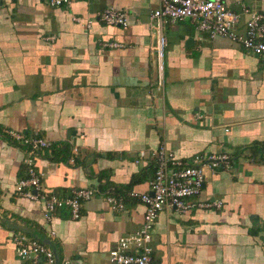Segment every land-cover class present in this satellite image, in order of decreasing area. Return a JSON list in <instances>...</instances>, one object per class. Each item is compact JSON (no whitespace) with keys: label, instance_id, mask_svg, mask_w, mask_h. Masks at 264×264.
Here are the masks:
<instances>
[{"label":"crops","instance_id":"crops-1","mask_svg":"<svg viewBox=\"0 0 264 264\" xmlns=\"http://www.w3.org/2000/svg\"><path fill=\"white\" fill-rule=\"evenodd\" d=\"M157 5L0 0V264H31L16 254L13 238L20 233L49 246L58 260L107 264L109 250L140 226L144 211L133 199L114 211L96 196L81 204L77 219L64 208L46 221L40 202L15 194L26 174L27 147L11 141L5 129L49 143L37 153L36 169L60 196L94 186L149 191L159 145L182 159L227 153L230 165L206 169L198 196L222 206L160 212L152 229L153 261L264 264V55L224 36L210 39L185 19L161 28L159 73L158 33L150 27ZM227 5L264 13V0ZM106 8L123 11L127 26L96 21ZM248 17L241 14L238 31Z\"/></svg>","mask_w":264,"mask_h":264},{"label":"built area","instance_id":"built-area-1","mask_svg":"<svg viewBox=\"0 0 264 264\" xmlns=\"http://www.w3.org/2000/svg\"><path fill=\"white\" fill-rule=\"evenodd\" d=\"M51 7L68 6L74 0H46ZM158 5L150 13V27L158 33L156 40V57L159 60L157 69L162 70V48L165 38L160 31L166 23H175L188 19L196 24L200 32L213 39L224 36L237 42L243 49L254 55H264V13L249 12L248 8L241 11L231 10L227 0H157ZM248 13L249 17L238 31L237 26L241 14ZM75 21L82 20L75 17ZM96 21L107 25L128 24L123 11L106 8L97 13ZM85 25L90 26L92 20L86 19ZM46 40L54 39L48 36ZM110 46H118L113 42ZM161 83V82H159ZM6 136L16 144L27 147L23 158L25 176L15 183V194L31 201L42 204V215L50 221L51 215L58 209H68L71 218L80 215L81 204L96 196H100L114 211L125 207L126 199H133L144 207L140 226L117 239L115 247L109 250L107 264H154L152 257V229L160 212L174 210L178 213H188L195 209H219L222 202L218 199L200 200L205 179V170L214 171L226 168L231 163L227 153L201 152L188 159L177 157L165 145H159L152 153L154 173L149 182V191L130 189L116 193L111 189H101L97 186L75 188L68 196H60L47 189L42 180V173L36 169V155L42 149H47L49 143L42 137L29 136L26 133L5 129ZM73 152L76 149L73 148ZM73 163L74 158L70 157ZM138 162V160H135ZM1 227V224H0ZM53 234V232H51ZM16 254L20 259H29L31 264H56V256L52 249L28 237L24 233L13 238ZM57 264H71L68 259L58 260Z\"/></svg>","mask_w":264,"mask_h":264},{"label":"water","instance_id":"water-1","mask_svg":"<svg viewBox=\"0 0 264 264\" xmlns=\"http://www.w3.org/2000/svg\"><path fill=\"white\" fill-rule=\"evenodd\" d=\"M47 244H49L50 242H46ZM57 261H58V256L56 255V264H57Z\"/></svg>","mask_w":264,"mask_h":264},{"label":"trees","instance_id":"trees-1","mask_svg":"<svg viewBox=\"0 0 264 264\" xmlns=\"http://www.w3.org/2000/svg\"><path fill=\"white\" fill-rule=\"evenodd\" d=\"M114 192H117V189H114Z\"/></svg>","mask_w":264,"mask_h":264}]
</instances>
